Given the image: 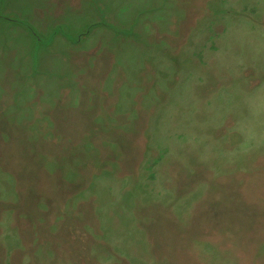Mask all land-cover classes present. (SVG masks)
<instances>
[{
    "label": "rangeland",
    "instance_id": "rangeland-1",
    "mask_svg": "<svg viewBox=\"0 0 264 264\" xmlns=\"http://www.w3.org/2000/svg\"><path fill=\"white\" fill-rule=\"evenodd\" d=\"M0 264H264V0H0Z\"/></svg>",
    "mask_w": 264,
    "mask_h": 264
},
{
    "label": "water",
    "instance_id": "water-1",
    "mask_svg": "<svg viewBox=\"0 0 264 264\" xmlns=\"http://www.w3.org/2000/svg\"><path fill=\"white\" fill-rule=\"evenodd\" d=\"M34 32V31H33ZM89 33V31L88 32H86V34H88ZM36 34V33H35ZM34 34V35H35ZM36 38H37V35L35 36ZM38 40H39V38H38ZM39 43H42V42H39ZM48 47V46H47ZM46 48V46L43 48V49H45Z\"/></svg>",
    "mask_w": 264,
    "mask_h": 264
}]
</instances>
